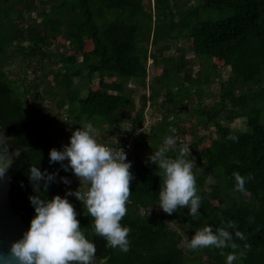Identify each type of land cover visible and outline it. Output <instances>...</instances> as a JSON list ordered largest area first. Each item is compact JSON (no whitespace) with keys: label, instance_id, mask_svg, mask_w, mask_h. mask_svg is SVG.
Wrapping results in <instances>:
<instances>
[{"label":"trees","instance_id":"1","mask_svg":"<svg viewBox=\"0 0 264 264\" xmlns=\"http://www.w3.org/2000/svg\"><path fill=\"white\" fill-rule=\"evenodd\" d=\"M188 6L191 9L183 14ZM35 12V17L26 16ZM57 36L67 40L66 52L52 50ZM185 36L192 38L191 50L201 52L202 75L196 78L185 72L184 52L178 58L165 55L170 41ZM86 39L93 42L92 50H85ZM0 58V129L18 152L12 164L10 199L25 222L31 225L36 216L30 200L38 194L29 178L33 164L42 172L56 173L47 192L41 184L39 194L47 200L80 187L70 167L65 171L60 162H50V151L63 150L77 128L91 123L99 142L119 147L127 134L134 150L130 202L121 220L131 229L128 252L109 247L103 237L89 236L93 219L81 201L68 196L85 235L96 245V259H104V264H208L209 256L215 264H226L232 249H224L225 255L215 247L191 250L182 245L184 231L172 222L191 227L195 234L206 225L215 231L233 221L246 237L240 240L229 229L240 245L236 251L244 252L234 264H264V0H155L149 11L144 0H0ZM215 58L231 72L227 79L220 78L212 109L200 111L208 95L205 88L216 73L211 67ZM52 64L60 68H46ZM152 65L162 66L161 74L152 75ZM14 67L21 72L12 79L9 72ZM96 76L99 87L92 90L89 83ZM131 81L148 91L142 94L138 110ZM47 97L54 107L45 103ZM194 97L199 104L194 127L214 125L193 141L188 157L193 161L194 154L199 157L193 172L202 203L195 219L187 207L171 215L160 208L162 180L157 165L149 160L164 138L174 135L171 129L185 131L178 113L187 112ZM160 99L170 109L163 114L168 120L152 125V134L146 136L145 110ZM31 101L45 104L44 110L30 106ZM236 120L243 127L233 126ZM206 138L210 144L197 150ZM142 152L149 154L139 158ZM234 172L254 177L245 185L251 201L235 191ZM207 177L215 179L208 189Z\"/></svg>","mask_w":264,"mask_h":264},{"label":"clouds","instance_id":"2","mask_svg":"<svg viewBox=\"0 0 264 264\" xmlns=\"http://www.w3.org/2000/svg\"><path fill=\"white\" fill-rule=\"evenodd\" d=\"M170 131H175L171 129ZM236 139V137H229ZM174 152L175 155H169ZM191 153L189 145L182 144L177 149V140L169 135L149 157L151 163L157 165V175L162 183L159 191L160 208L171 215L181 208L187 207L189 215L195 219L199 214L202 197L198 195L197 177L193 172L195 161L188 159ZM67 160L68 164L63 162ZM50 162H60L64 170L70 167L81 181L80 187L69 189L64 197L59 194L51 200L42 197L48 185L55 179L56 173L42 172L38 165L30 168V180L38 193L30 200L35 207L36 216L31 221L29 230L23 237L11 244L8 253L0 251V264H95L96 245L85 235V231L77 218L78 213L68 196L74 195L85 207L86 215L93 219V230L89 236L95 235L106 239L107 245L128 252L130 241L129 227L121 225L122 218L127 214L126 205L130 202L131 182L134 175L132 163L127 160L123 148L101 143L91 123L77 128L70 137V144L63 150L56 148L50 151ZM239 163V161H236ZM7 164L0 162V177L6 172ZM235 191L246 193L247 181L253 179L251 174L233 173ZM69 184L67 177L62 178ZM245 240V234L238 230L235 222L213 231L206 225L192 236L188 248L191 250L215 247L225 255L224 249H232L227 254L226 264L244 255L233 238ZM245 248L250 246L245 244Z\"/></svg>","mask_w":264,"mask_h":264},{"label":"rangeland","instance_id":"3","mask_svg":"<svg viewBox=\"0 0 264 264\" xmlns=\"http://www.w3.org/2000/svg\"><path fill=\"white\" fill-rule=\"evenodd\" d=\"M154 1L155 0H144V7L146 10H152L153 9V5H154ZM16 7L17 8H20L21 4H20V1L19 2H16ZM191 9L190 6L188 7H185L183 9V14H185L186 12H188L189 10ZM14 12V11H12ZM26 15V14H25ZM37 15V13H31V14H28L26 16H31V17H35ZM19 23H22V20H19ZM34 26V25H33ZM32 30H36V31H39L37 29V27H33ZM39 32L43 33L42 30H40ZM149 32L146 31L145 34H144V38H146L148 36ZM163 42H161L159 44V46L162 44ZM53 44L51 47H52V50L56 53V52H66L67 49L65 48L66 45H67V40L65 38H63L62 36H57L53 39ZM170 49L168 51L165 52V55L168 56H174V58H178L182 52H184L186 54V60H187V68L185 69V72L187 73L188 76H191V77H194L196 78V76H200L202 75V68H203V60L200 59V54L201 52L200 51H195V50H191V47H192V38H189L188 36H185L184 38L182 39H176V40H172L170 41ZM151 48V46H150ZM93 49V42L91 40H88L86 39V42H85V50L86 51H89V50H92ZM3 60L2 58H0V63H2ZM160 67V69H159ZM212 68H214V70H216V73H212V76H211V83L206 86V92L208 93V95H205L204 97V100L202 101V106H199L198 104V98L197 97H194L192 98V100L190 101L189 105H188V110L187 112H184V113H178L182 116V118H184V121H182V128H184L185 131H182V132H179L177 130H175V133H174V137L176 138L177 140V148L179 147V144H185V145H189L190 149L192 148V144H193V141L194 140H197L200 136L204 135V134H207L213 127L214 125L213 124H209V129H206L204 128L203 126L201 125H198L196 127H194L196 123V109L195 107L199 106L200 107V111L203 110V109H206V110H211L212 109V104L213 102H215V100L218 99V94H219V88H220V78L222 79H227L230 75V67L229 66H226L223 62L222 59L220 58H215L212 62V65H211ZM17 67H14L12 69V73L9 72L10 74V77L12 79H15L18 77V74H19V71L21 69H15ZM47 69H53V70H57L56 68H60V66L58 64H52V65H47L46 67ZM161 69H162V66H150L149 67V71L152 75H155L156 72L158 71L159 74H161ZM21 72V71H20ZM30 76H32V73L31 72H28ZM38 73L42 74L41 73V70L38 71ZM184 74V73H183ZM183 74L181 75L183 77ZM48 76V79H51V77L53 76L52 74L49 73ZM114 78L113 77H107V80L110 81V80H113ZM76 80H78L76 78ZM98 77H94V79H92L90 81V86L93 89H96L99 87V83H98ZM131 86L132 87H135V108H137L136 110H138L141 106V102L143 101V96L142 94H144L145 92L148 93L147 89L143 88V86L141 85H138L134 82H130ZM138 85V86H137ZM44 86V85H42ZM47 101H45V103L51 105L52 107L55 106V104H53L54 102H51L49 100V97L46 98ZM161 100L160 99L157 103H155L154 105L146 108L145 110V123H144V130H145V133H146V136H149L150 134H152V128L151 126L152 125H156L158 122H161L160 120H163L166 121L168 119L164 118L163 114H165L167 111H170V109L168 108V106L166 104H160L161 103ZM30 106H33L35 107V109L37 110H40V111H43V107H45V104H39V103H36L34 101H31L30 103ZM179 111V110H178ZM177 111V112H178ZM173 114V113H172ZM233 126H237V127H243V125L241 124V121L240 120H236L233 124ZM60 132V130H59ZM125 136V134H123ZM214 136V135H213ZM211 142V139H205L204 141L202 142H199V145L197 147V150H203L204 147L208 146ZM130 152L128 154V158L127 160L128 161H131L132 159V155L134 153V150H133V145H132V142H131V148H130ZM193 150V148H192ZM142 155L139 156V158L141 157H145L147 154H149L148 152H142L141 153ZM194 154V152H193ZM202 160V159H201ZM194 161H199V157L197 155L194 154ZM202 167L199 166L198 169H197V173H202ZM211 182H215V179L211 178V177H207L206 179V188L208 189L209 188V185L211 184ZM213 196H210L209 199L210 200H213L212 199ZM245 199L247 201H251V195H250V192L247 191L245 193ZM172 226H174L176 229H181L184 231V239H183V243L182 245H184V243L186 244H189L192 236H194V232L193 230L191 229V227H188V226H184V225H181L179 222H172ZM190 228V230H189ZM187 231V232H186ZM205 260H206V263L208 264H215V260L211 259L209 256H206L205 257ZM105 263V260H98V259H95V264H104Z\"/></svg>","mask_w":264,"mask_h":264},{"label":"water","instance_id":"4","mask_svg":"<svg viewBox=\"0 0 264 264\" xmlns=\"http://www.w3.org/2000/svg\"><path fill=\"white\" fill-rule=\"evenodd\" d=\"M17 153L9 144V136L0 129V162L7 164L4 176L0 177V251L4 253H8L11 244L21 239L31 226L23 220L10 199L12 164Z\"/></svg>","mask_w":264,"mask_h":264},{"label":"built area","instance_id":"5","mask_svg":"<svg viewBox=\"0 0 264 264\" xmlns=\"http://www.w3.org/2000/svg\"><path fill=\"white\" fill-rule=\"evenodd\" d=\"M124 137L127 139V141L125 142L124 145H121V146H119V147H121V148L124 149V151L127 153V158H128V154H129V152L131 151V150H130V148H131V142H132L133 140H132L127 134H125ZM119 147H116V148H119Z\"/></svg>","mask_w":264,"mask_h":264}]
</instances>
